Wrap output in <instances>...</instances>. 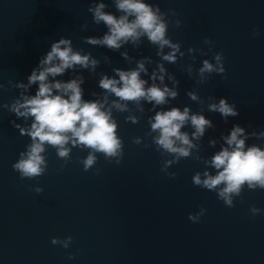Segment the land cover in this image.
<instances>
[{"label":"water","instance_id":"obj_1","mask_svg":"<svg viewBox=\"0 0 264 264\" xmlns=\"http://www.w3.org/2000/svg\"><path fill=\"white\" fill-rule=\"evenodd\" d=\"M146 2L158 4L169 21L167 35L184 53L182 57L177 53L175 63L163 61L157 55L158 46L146 37L118 51L86 42L85 38H100L107 32L103 23L93 22L88 8L105 3L106 12L119 15L114 0H0V264H264V211L256 216L249 211L251 206L264 210V190L245 187L229 208L215 192L192 182L196 172L215 174L204 161L226 146L222 137L234 125L245 129L246 146L264 148V137L259 136L264 132V0ZM176 20L181 21L180 27ZM254 28L259 31L256 37ZM205 37L212 43H205ZM61 38L71 40L74 51L90 53L99 61L95 71L77 66L55 78L68 81L82 76L85 99L103 98L98 86L102 75L115 77L114 69H134L145 57L151 61L145 62L147 74H141L147 86L162 63L164 85L178 96L155 109L146 101L129 103L125 112L113 109L123 140L121 163L108 162L97 154V163L84 171L79 161L88 150L73 148L65 164L55 149L48 148L45 174L21 180L12 165L31 141L10 122L30 126L31 118H18L4 105L20 98L25 90L16 85L28 83L31 71ZM168 51L165 47L164 53ZM124 52L128 59L121 55ZM216 53L223 54L226 71L205 73L202 81L199 69L205 59L216 64ZM155 83L160 85L158 79ZM37 88L33 84L25 94L34 95ZM189 92L199 100L193 101ZM222 97L235 104L238 116L225 121L219 112L208 110V104ZM114 99L110 95L108 103ZM172 107L181 111L188 107L213 125L200 140H193L197 148L192 158L168 167L175 178L161 171L172 157L157 150L156 133L149 123L156 111ZM128 116L137 117L138 122L126 120ZM182 131L191 138L194 129L186 126ZM135 138L139 144L133 143ZM36 187L43 192L36 193ZM201 208L206 211L199 222L189 220V214ZM69 236L72 242L67 249L51 243L53 237ZM69 254L74 258L69 259Z\"/></svg>","mask_w":264,"mask_h":264},{"label":"clouds","instance_id":"obj_2","mask_svg":"<svg viewBox=\"0 0 264 264\" xmlns=\"http://www.w3.org/2000/svg\"><path fill=\"white\" fill-rule=\"evenodd\" d=\"M114 4L119 15L106 12L105 3L88 8L93 14V22L97 25L103 23L107 32L100 38H85L87 43L118 51L129 42L138 45L141 38L146 37L151 44L158 46L157 55L163 61L175 63L177 53L181 57L184 55L180 52V45L173 43L168 37L169 21L165 19V13L161 12L158 4L154 5L146 0H114ZM170 11L177 15L175 10ZM175 24L180 27L181 21L176 20ZM83 27L86 28L87 25ZM252 35L258 36V29L254 28ZM204 42L212 43L207 37ZM165 47L170 51L164 53ZM121 55L128 59L126 52ZM214 59L216 64L207 59L203 61V66L199 69L202 81L205 79V73H225L223 54L216 53ZM146 61L151 62L150 58L145 57L137 61L134 69H114L115 77L102 75L98 86L103 90V98L88 100L84 98V90L81 87L84 83L82 76L68 81L55 78L64 75L69 69L75 70L77 66L95 71L99 61L92 58L90 53L74 51L69 39L61 38L54 42L51 50L39 61V67L31 71L27 78L28 83L16 85L26 92L31 85L36 84L38 88L35 94L26 95L21 92L20 98L10 106L4 105L18 118H31L30 126L22 127L15 121L10 122L19 129L21 135L28 136L31 141L26 145V150L19 153L18 161L12 165L21 180L36 179L45 174L48 160L44 154L48 148L55 149L57 157L65 161V164L71 159L73 148L88 150L86 158L79 161L84 171L93 168L97 163V154L103 155L108 162L121 163L123 140L117 132L118 124L113 116V109L118 112L129 111V103L141 105L144 101L151 103L155 109L167 104L169 98L175 99L178 96L176 90L164 85L166 69L162 63L157 65L158 71L152 73L153 83L147 86L148 81L141 77L142 73L147 74L148 71L145 67ZM49 77L53 79L50 80ZM168 78L174 85H178L179 82L173 76L169 75ZM157 79L163 86L155 83ZM0 88H3V85H0ZM110 95L116 97L111 104L108 103ZM188 95L193 101L199 100L193 92ZM139 110L143 111V108L140 107ZM208 110L219 112L225 121L228 117L239 115L235 104L229 103L225 97L220 98L218 103L208 104ZM126 120L138 122L135 116H128ZM149 123L151 132L156 133L153 143L157 150L172 157L161 167V171L171 178H175L176 173H169L168 167L179 163L181 159L192 158V150L197 148L193 140H200L206 129L213 127L210 119L205 118L203 114L191 113L188 107H184L182 111L178 107L156 111L155 115L149 118ZM186 126L194 129L191 138L188 132L182 131ZM251 135L257 136V133L253 132ZM259 136L264 137V132L259 133ZM222 138L226 146L216 152L210 160L204 161L205 165L215 169V174L208 170L203 173L196 172L192 176V182L195 186L215 192L224 205L232 208L235 206L234 199L241 197L245 187L249 190H264V148L257 145L246 146L248 136L245 129L238 124L232 127L229 135ZM133 143L139 144V138H135ZM210 144L214 146L215 141H210ZM63 167L64 165L61 166ZM34 191L41 193L43 189L36 187ZM205 211L206 209L201 208L199 213H190L188 218L199 222ZM249 211L252 216H256L264 210L251 206ZM71 242V236L65 239L53 237L51 240L53 245H60L65 249L69 248ZM68 258L73 259L74 256L69 254Z\"/></svg>","mask_w":264,"mask_h":264}]
</instances>
